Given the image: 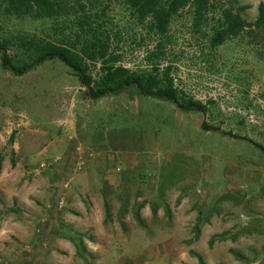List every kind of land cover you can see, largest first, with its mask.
Returning a JSON list of instances; mask_svg holds the SVG:
<instances>
[{"label": "rangeland", "instance_id": "374dc122", "mask_svg": "<svg viewBox=\"0 0 264 264\" xmlns=\"http://www.w3.org/2000/svg\"><path fill=\"white\" fill-rule=\"evenodd\" d=\"M239 2L249 7L243 16L247 22L255 21L257 6L264 4V0ZM96 11L102 17L98 20L102 31L111 37L110 51L121 55L116 66L134 73L148 72L154 64L159 73L169 68L179 95L201 103L207 112L185 113L133 88L92 101L71 70L58 61L15 77L2 70L0 57L1 171L13 184L0 194V264H13V255L29 251L43 256L38 244L46 251L44 264H53L52 253L60 261L72 257V264H85L66 239L78 241L81 234L93 236L101 231L115 241L107 242L99 264H184L179 256L198 264L191 251L204 264H264V153L255 147L264 148V40L259 44L247 38L210 51L202 32H196L188 14L182 13L162 41L163 55L150 63L147 57L160 39L135 26L121 0L105 1ZM50 28L48 22L10 21L0 23V37L32 35L54 40L62 36ZM64 34L71 35L68 29ZM89 73L97 79L100 63L89 65ZM85 114L93 119L91 127L82 117ZM202 125L219 131H206ZM104 127L113 131L112 143L127 147L139 142L142 148L139 155L145 160L136 175L144 194L133 199L147 201L151 211L147 220L138 213V221L135 210L133 221H128L123 207L129 197L109 196V216L104 207L99 208L97 227L82 224L76 205L91 208L81 203L80 192L88 182L82 178H88L93 189L102 186L103 178L100 173L75 174L72 168L77 148H91V137L98 138ZM53 139H63L65 153L50 147ZM102 160L101 155L96 158ZM116 165L111 167L118 176ZM103 166L98 163L91 171H101ZM178 206L198 215L200 225L207 215L217 218L225 238L209 246V235L217 230L210 226L200 241L188 244L194 237L189 226L171 227L174 235L159 241L165 236L163 224H172L171 209Z\"/></svg>", "mask_w": 264, "mask_h": 264}, {"label": "trees", "instance_id": "16d2710c", "mask_svg": "<svg viewBox=\"0 0 264 264\" xmlns=\"http://www.w3.org/2000/svg\"><path fill=\"white\" fill-rule=\"evenodd\" d=\"M105 1L109 0H0V23L48 22L54 34H62L61 37H53L54 40L32 35L0 37L2 70L10 72L15 77H21L46 62L58 61L71 70L84 87L87 98L92 101L117 96L133 88L139 95L169 102L182 112L206 113L207 108L204 105L190 99L186 100L179 95L170 77L169 68L159 73L157 65L154 64L152 70L148 72L134 73L122 66H116L121 55L110 51L111 37L102 31V26L98 23L102 17L98 15L96 8L104 5ZM121 2L135 26H141L148 35L160 39L155 51L150 52L147 57L150 63L158 61L163 55L162 41L169 33L173 20L182 13L188 14L196 32H202V39H206L210 51L232 42L239 41L240 44L247 38L259 44L264 40L263 3L257 6L255 21L247 22L243 16L249 7L240 5L239 0H121ZM67 29L71 35L65 37L64 30ZM96 63H100V73L98 78L94 79L89 73V65ZM201 128L206 131H219L218 128L206 125H202ZM221 134L232 136L230 133ZM255 147L264 153L263 147L259 145ZM105 211L109 216L106 207ZM153 212L155 213V210ZM137 213L138 211L136 218L139 221ZM200 222L199 219L193 227L194 237L187 242L188 244L199 238ZM225 236L226 233L213 236L208 241L209 246H212L215 240L224 239ZM82 250V243L79 241V251ZM190 255L198 264H204L199 255L192 251Z\"/></svg>", "mask_w": 264, "mask_h": 264}, {"label": "crops", "instance_id": "0c3cea01", "mask_svg": "<svg viewBox=\"0 0 264 264\" xmlns=\"http://www.w3.org/2000/svg\"><path fill=\"white\" fill-rule=\"evenodd\" d=\"M82 117H86L87 127H91L93 124L92 117L90 115L87 116V114L82 115ZM119 132H121V131H119ZM112 136H114L113 131L111 129H107L106 127H104L103 134H101L98 138L97 137H91V139H92L91 148H88V149L85 148L84 151L86 153L84 151H82L84 155L87 154L88 156H91L89 159L88 158L86 159L87 164H86V167H85V170L83 173H85L87 176L90 175L91 173H97V174L100 173V177L103 178V184L101 183L102 186L101 187L99 186L98 189H93L88 178H82L83 180H87L89 183L87 182L86 188H84L83 191L80 192V195L82 196V200H83V201H81V203H83L85 201L87 203V205L91 208L88 210L87 208L84 207V205H80V204H77L76 206L79 210L78 212H80L82 214V222H83L82 224L85 225L86 227H97V225H98L97 220H96L97 209H99V208L102 209L103 207L104 208L106 207L107 209H109V205L106 202V199L109 196L110 197L111 196L112 197H118V198L121 196L129 197L128 199L124 200L125 204L123 207L124 213L128 211L126 216H125L128 221H130V220L133 221L131 214H132V212H135V210H136V212L138 211L139 217L143 220H147L149 217H151V214H150L151 211H150L149 205H147V201H142V198H140L141 200L138 198L133 199V195L137 196V195H143L144 194V189H143L144 185L142 182H140L139 178L136 175V172H137L139 166H141L143 164L142 160H145V158L140 157V155H139V154L143 153L142 148H141L139 142H137V145H134V146L128 145L127 147H124L123 146L124 144H120L118 142L112 143ZM102 139L104 141L103 145L98 147V148H101V147L102 148L100 150H97L98 148L93 147V146L94 145L98 146L97 143L99 142V140H102ZM62 140L63 139H53L52 141H50V142H52L50 147L51 148L54 147L53 149L56 152L59 149L58 152H60V151L62 152V150H64L63 152L65 153V151H66V149L64 148L65 144L63 143ZM118 146H119V148H118ZM120 149H124V150H122L120 152ZM116 150H117V152H116ZM114 151L116 153H114ZM99 155H101L103 160L97 162L96 158ZM98 163H99V165L100 164L104 165L101 168V171L98 170V172H96L97 171L96 170L95 172H92L91 169H94L93 166H95ZM116 163H117V165H116ZM114 164L117 166V168H118L117 171L120 173V174H118V176H116L117 175L116 171L111 167ZM121 165L126 167V169L125 170L122 169V171H121V168H120ZM105 166H106V171L103 170ZM129 169H130V171H129ZM112 172H115V173L113 174ZM98 179H99V177H98ZM8 180H10V179L6 177V172H4V170L0 171V194H3V192L5 190H8L9 186L13 187V184L12 183L10 184ZM168 192H166L164 194L166 195V194H168ZM173 193H175L174 190H173ZM117 202H119V200H117ZM139 206H140V208H139ZM168 211H169V209H168ZM170 212H171L172 224L167 225V224H170V222H168V221H167V224H163L164 227H166V229H164L165 236L159 240L162 242H163L164 238L174 235L173 230H170L171 227H172V229L173 228L182 229L184 227H189V226L194 227L195 226L193 224L194 221H196V224H197V221L200 219V217H198V215H193V213H189L188 211H186L184 206H178L177 208H172ZM88 213H90V214H88ZM86 216H87V218H86ZM207 217L208 218L204 221V224L201 225L200 234H199V238H198L199 241L202 239V236H203L202 232L206 231V230L208 232V229L210 228V226L212 228L217 229V230L210 233L209 239L207 241H209L213 236L221 235L225 231V230L220 229L221 224L217 218H210L208 215H207ZM43 221L46 222V220H43ZM0 223H1V218H0ZM201 223H203V222L201 221ZM146 225H147V223H146ZM146 225L144 223L145 227H147ZM99 226L102 228V226H103L102 221H100ZM159 230L163 231L162 229H159ZM166 230L168 231V233L166 232ZM83 233H85V232H83ZM100 234L99 235L96 234L93 236H89V234L88 235L81 234V235L76 237V238H78V241H73L71 238H68L66 240H67V243H71V244L75 245L77 257L79 259H81L83 261V263H85V264H99L100 257H101L100 254H102V252L105 249H107V247H106L107 242L108 241H112V242L115 241V239L112 238L108 233L101 231ZM121 238H119V239H121ZM59 241H60L58 243L59 245L61 243H63V242H61L62 241L61 239ZM79 241H81V243H82V249L83 250L81 252L79 251ZM41 243H42L41 244L42 246L46 247V243H44V242H41ZM159 246H162L161 242L159 243ZM38 249L40 250V252L42 254H44L43 256L41 254L39 255L37 252H34V251H29L31 253L28 252L27 254L19 253L17 255V257L15 255H13V256L11 255L13 258V260H12L13 264H44L47 260L44 257L46 255V251H42V247H40L39 244H38ZM68 251H69V248H68ZM52 254H51L52 255L51 261L53 262V264H58V263L59 264H72V261H73L72 257H70L66 261H60V259L56 258V254H54V253H52ZM87 259H89L93 262L87 263ZM179 260L182 261L184 264H189L186 261V259H184V256L183 257L179 256Z\"/></svg>", "mask_w": 264, "mask_h": 264}, {"label": "built area", "instance_id": "2783aa9c", "mask_svg": "<svg viewBox=\"0 0 264 264\" xmlns=\"http://www.w3.org/2000/svg\"><path fill=\"white\" fill-rule=\"evenodd\" d=\"M77 152H78V157H77V161H76V164L73 166L72 168V172L77 174V173H82L84 170H85V167H86V159L90 158L91 156H88L87 154L84 155L83 152L77 148ZM68 187V184H66L63 188V190ZM62 204H63V200L62 198L60 199V202H59V208L62 207Z\"/></svg>", "mask_w": 264, "mask_h": 264}]
</instances>
